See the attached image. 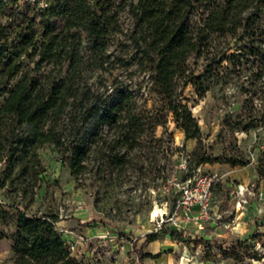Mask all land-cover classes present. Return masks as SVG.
Segmentation results:
<instances>
[{
	"label": "rangeland",
	"instance_id": "1",
	"mask_svg": "<svg viewBox=\"0 0 264 264\" xmlns=\"http://www.w3.org/2000/svg\"><path fill=\"white\" fill-rule=\"evenodd\" d=\"M120 1L112 0V3ZM31 8L19 3L0 15V25L8 28L12 45L19 42V33L30 23L37 40L48 25L56 31L62 28L59 16ZM119 15L121 29L126 31L130 19L126 11ZM29 52L19 58L22 72L33 68L37 59L29 58ZM232 53L234 57L231 58L228 55ZM80 55L86 59L88 54L82 49ZM115 56L121 59L117 64L112 63ZM263 56L264 36L259 32L252 38L243 34L240 39L228 35L215 37L207 57L190 56L187 65L192 84L186 87L178 84L176 91L198 122L200 140H185L170 115L164 126L152 127V121L162 120L161 102L152 91V72L149 66L138 62L123 35L113 38L104 58L105 70L88 71V84L104 96L115 90L129 95L131 113L140 122L138 128L128 131L136 142L126 146L120 144L128 118L123 113L120 118L122 128L106 129L97 125L94 130L97 134L91 137L94 120L79 122L82 126L76 139H87L91 145L85 152L83 168L76 175L71 174L64 148L57 149L50 144H44L36 151L38 164L28 160L6 169L4 161H0V264H13L11 252L5 253L8 242L11 246L10 236L18 210L28 216L65 221L60 225H66L70 230L86 226L96 228L95 237L83 245L84 255L73 256L83 264H157L155 260H141L140 255L149 249L162 256L158 264H169L167 259L172 257L174 264H264V216L246 225L251 229L243 232L240 240L243 245L237 249L242 262L230 257L231 245L217 243L209 236L188 235L192 231L190 226L202 221L208 223L214 218L219 226L223 221H233L234 227L242 228L243 225L238 226L242 220L235 217V212L221 213L219 217L213 215L214 209L219 210L230 198L234 199L237 194L231 193L233 184L245 185L246 197L255 194L261 185L264 190ZM19 80L20 74L9 82L10 86H15ZM3 87L2 84L0 104L5 97ZM65 135L70 138L73 132L69 134L66 130ZM119 152L126 155L124 163L109 164L108 157ZM203 152L213 157L243 161L246 165L227 164L224 167V163H213L198 166L194 154ZM23 165L27 171L21 175ZM213 176L216 180L210 186V218L203 220L194 204H182L184 194L181 189L188 186L191 192L188 195L197 196L204 189V178ZM226 182L230 183L231 190L224 187ZM157 213L163 215L162 224L158 220L159 225L149 221L150 218L154 220ZM148 234L155 235L157 240L151 248H147L143 240ZM165 238L179 244L171 249L169 241L163 242ZM220 249L229 257L223 256Z\"/></svg>",
	"mask_w": 264,
	"mask_h": 264
},
{
	"label": "trees",
	"instance_id": "2",
	"mask_svg": "<svg viewBox=\"0 0 264 264\" xmlns=\"http://www.w3.org/2000/svg\"><path fill=\"white\" fill-rule=\"evenodd\" d=\"M46 1L48 7L40 12L59 16L63 22L60 30L48 25L37 40L30 23L19 33V42L12 45L8 28L0 25V86L4 85L5 94L0 104V161H4L6 169L28 160L38 164L36 151L50 144L64 148L71 174L76 175L82 170L85 152L91 145L87 139H76L82 126L79 122L94 120L91 137L97 134L94 132L97 125L122 128L120 118L126 113L128 118L120 144L136 142L128 131L138 128L140 122L131 113L129 95L115 90L104 96L88 84V71L105 70L104 58L117 35H123L138 62L149 66L152 72V91L161 102L162 120L150 124L164 126L170 115L185 140H200L198 122L176 91L178 84L181 87L192 84L187 65L190 56L207 57L213 39L218 36L240 39L243 34L252 38L257 32L264 36V0ZM19 3V0H0V15ZM121 11H126L130 19L126 31L119 23ZM82 49L88 54L86 59L80 55ZM28 50V57L37 59L33 68L22 72L19 58ZM228 56L232 58L234 54ZM120 60L115 56L112 63ZM19 74L20 80L11 87L9 82ZM66 130L69 134L72 131L73 136L66 138ZM109 157V164L120 165L126 155L119 152ZM194 158L198 166L246 165L243 161L204 152L195 153ZM26 171L23 165L21 175ZM56 222L54 217L28 216L18 210L10 236L13 264H83L71 256L66 241L55 229ZM155 240V235L145 236L146 243ZM242 245L236 241L230 247V257L237 262L243 261L237 253ZM220 252L229 257L223 249ZM140 257L153 259L158 255L145 253Z\"/></svg>",
	"mask_w": 264,
	"mask_h": 264
},
{
	"label": "crops",
	"instance_id": "3",
	"mask_svg": "<svg viewBox=\"0 0 264 264\" xmlns=\"http://www.w3.org/2000/svg\"><path fill=\"white\" fill-rule=\"evenodd\" d=\"M223 166L225 167V166H227V164H223ZM231 171H233V170H231ZM245 180H246V178H245ZM247 181H248V178H247ZM233 185H234L233 186L234 191H231L233 196L238 192H243L242 196L244 197V200H242L241 197L239 198V200H237L235 198L236 196H234V199L230 198L229 201H227L226 206L222 205V207H220L219 210L216 207L214 209L213 215L215 216L218 214V216L220 217L221 213H225V212L233 213V212H235V217L242 220L241 223H238V226L243 225V227L242 228L234 227L235 222H233V221L231 223L223 221L222 223H220V226H219L216 222V219L214 218V219L208 221V223L202 221V222L196 223V225L190 226V228H191L190 230H192V231H190L191 233H189L188 235L192 236L194 234L195 235L194 237H196V238H200V237L206 238L209 236L208 238H213L214 240H216L217 243H224L225 245H231L236 241L242 240L241 236H242V234H244L243 232L245 230L251 229V227H246V225L248 223H251V221H256V218H260L261 216H264V190H262V188H261L262 185L257 188V190L255 191V194H253V195L248 194L247 195L250 197H246V195H245V193H246L245 188H247L245 185H242L240 183L238 185H235V184H233ZM224 187L227 188L228 190L232 189L229 182H226ZM248 198H250L249 201H248ZM217 202L218 201H216V204H217ZM218 204H220V203H218ZM56 223L60 228H68L66 225H60V224H64L65 221L56 222ZM259 223H261V222H259ZM255 228L258 229V228H261V226H256ZM72 231L83 235L87 239H90V238L95 237L94 232H96V228H90V227L86 226V227L81 228L80 230L77 229V230H72ZM66 238L68 240H70L71 242H73L71 237H66ZM143 240L145 241V237L143 238ZM156 241L157 240L150 242V243H146L147 248H151L150 246H152V244H154ZM167 241H169V244H170L169 248H171V249H173L177 244H179V243H177L176 240H171V238H165L163 240V242H167ZM84 249H85L84 246L80 247L78 256L84 255V253H85V251L83 252ZM9 253H10V244L8 242V249H7L5 254H9ZM145 253L158 255V253H156V251L153 252V251H150V249L147 250V252H145ZM86 254H88V253H86ZM161 257L158 255L157 258H153V259L144 258L141 260H145V259L155 260V261H157V264H158V260H160ZM0 258H1V256H0ZM172 259H173V257H172ZM172 259L171 258L167 259L169 264L175 263V261Z\"/></svg>",
	"mask_w": 264,
	"mask_h": 264
},
{
	"label": "built area",
	"instance_id": "4",
	"mask_svg": "<svg viewBox=\"0 0 264 264\" xmlns=\"http://www.w3.org/2000/svg\"><path fill=\"white\" fill-rule=\"evenodd\" d=\"M5 1H8V0H5ZM19 2L20 3H27V4L31 5L32 7L38 8L40 10L48 7V3L46 0H19ZM214 180H216L215 176L208 178V179L204 178V180H203V183L205 184L204 189L197 196L188 195V194H191L188 186H182V189H181L183 191V194H184L183 195L184 200L182 201V204L187 205V206L194 204L195 208H196V212L199 215V218L203 219V220L210 218L209 217V207H208L209 202L212 198L211 192H210V186L214 182ZM236 194H237L236 197H238V198L243 197L242 192H238ZM0 203H1V201H0ZM164 210H165L164 217H166L167 216L166 205L164 206ZM158 220H160V223L162 224L163 219H162L161 214H159L158 217H155L154 220H151V218H150L149 221L153 224L159 225ZM53 224L55 226V229L62 235V237L66 241L71 256L78 255L80 247L83 246L88 239L85 238L83 235L76 233L70 229L60 228L57 225V223H53ZM66 237H71L73 242L68 240Z\"/></svg>",
	"mask_w": 264,
	"mask_h": 264
},
{
	"label": "bare ground",
	"instance_id": "5",
	"mask_svg": "<svg viewBox=\"0 0 264 264\" xmlns=\"http://www.w3.org/2000/svg\"><path fill=\"white\" fill-rule=\"evenodd\" d=\"M159 214H161V215H162V213H157V214H156V215H157L156 217H158V215H159ZM162 216H163V215H162Z\"/></svg>",
	"mask_w": 264,
	"mask_h": 264
}]
</instances>
